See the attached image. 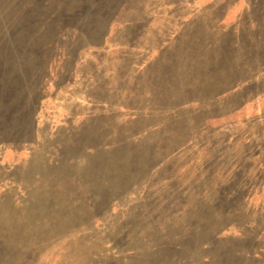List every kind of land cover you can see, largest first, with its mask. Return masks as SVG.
Returning a JSON list of instances; mask_svg holds the SVG:
<instances>
[{
	"label": "rangeland",
	"instance_id": "rangeland-1",
	"mask_svg": "<svg viewBox=\"0 0 264 264\" xmlns=\"http://www.w3.org/2000/svg\"><path fill=\"white\" fill-rule=\"evenodd\" d=\"M0 264H264V0H0Z\"/></svg>",
	"mask_w": 264,
	"mask_h": 264
}]
</instances>
